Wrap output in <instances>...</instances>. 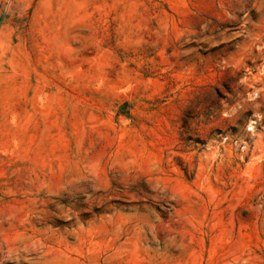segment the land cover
Instances as JSON below:
<instances>
[{
    "label": "rangeland",
    "instance_id": "374dc122",
    "mask_svg": "<svg viewBox=\"0 0 264 264\" xmlns=\"http://www.w3.org/2000/svg\"><path fill=\"white\" fill-rule=\"evenodd\" d=\"M0 264H264V0H0Z\"/></svg>",
    "mask_w": 264,
    "mask_h": 264
}]
</instances>
